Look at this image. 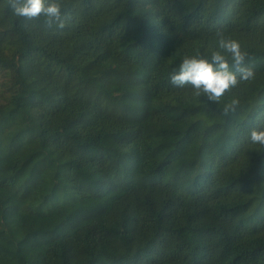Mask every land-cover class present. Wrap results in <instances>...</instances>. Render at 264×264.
Instances as JSON below:
<instances>
[{
  "label": "trees",
  "instance_id": "trees-1",
  "mask_svg": "<svg viewBox=\"0 0 264 264\" xmlns=\"http://www.w3.org/2000/svg\"><path fill=\"white\" fill-rule=\"evenodd\" d=\"M60 3L62 29L0 0V264H264V0ZM221 36L253 79L171 84L231 67Z\"/></svg>",
  "mask_w": 264,
  "mask_h": 264
},
{
  "label": "clouds",
  "instance_id": "clouds-1",
  "mask_svg": "<svg viewBox=\"0 0 264 264\" xmlns=\"http://www.w3.org/2000/svg\"><path fill=\"white\" fill-rule=\"evenodd\" d=\"M9 3L18 17L31 20L43 16L47 28H52L53 24L61 29L65 27L60 0H9ZM219 48L231 55V67L228 57L221 51H214L210 60L199 54L186 56L180 63L178 72L171 74V84L180 88L191 85L195 96H204L207 101L218 103L226 92L236 88L241 81L254 78L252 68L245 66L247 52L242 51L238 40L221 36ZM238 105L239 100L232 99L230 104L223 108V115L234 113ZM249 139L252 144L264 146V128H253Z\"/></svg>",
  "mask_w": 264,
  "mask_h": 264
},
{
  "label": "rangeland",
  "instance_id": "rangeland-1",
  "mask_svg": "<svg viewBox=\"0 0 264 264\" xmlns=\"http://www.w3.org/2000/svg\"><path fill=\"white\" fill-rule=\"evenodd\" d=\"M175 1H176V4H177V7L179 9V12L181 14L187 13L198 2V0H175Z\"/></svg>",
  "mask_w": 264,
  "mask_h": 264
}]
</instances>
